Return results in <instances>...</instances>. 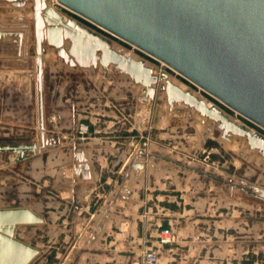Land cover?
Returning a JSON list of instances; mask_svg holds the SVG:
<instances>
[{"label":"rangeland","instance_id":"obj_1","mask_svg":"<svg viewBox=\"0 0 264 264\" xmlns=\"http://www.w3.org/2000/svg\"><path fill=\"white\" fill-rule=\"evenodd\" d=\"M6 5L11 6L0 5V21L17 22L16 13ZM56 7L108 35L120 51H130L136 58L145 59L156 72H168L176 83L211 104L222 106L236 122L264 133L259 125L223 105L163 62L59 4ZM25 9L33 11L32 4ZM0 43L12 47L14 44L9 37L1 38ZM0 49L2 55L4 50ZM44 57L45 131L48 136L56 132L63 135L60 140L64 144L61 148L46 146L36 156L0 169L8 176L3 177L5 190L0 188V196L5 193V199L0 197V206L25 205L42 211L43 223L21 227L19 232L39 227L36 237L46 250L42 254L43 264H80V256H84V264H149L144 259L148 250L159 253L158 264H264V201L223 181L233 177L234 182L241 184L240 178L245 177L264 185V156L258 150L250 149L239 136L223 137L212 123L199 120L201 116L196 112L178 113L170 110L167 103L157 110L155 100L135 97L141 86L114 68L73 67L60 56L55 59L49 51ZM18 64L19 67H0V143L40 141L33 26L27 61ZM15 70L31 71L33 75H9ZM88 95H128L132 104L122 111L114 100L104 106L96 97L85 98ZM79 100L81 104L75 110L86 117L73 121L72 104ZM55 110L61 115L55 116ZM92 116L96 118L93 129H105L104 120H108L116 122H111L116 131L105 133L100 129L101 132L93 133L88 127ZM121 119L122 122L118 121ZM74 128L81 138L104 136L121 146L108 153L100 180L87 184L88 194L78 197L74 192L69 196L60 193L56 186L58 177L73 182L78 178L74 176L75 151L67 144ZM120 157L118 164L112 163ZM133 161L139 166L129 171ZM95 166L100 169L98 163ZM131 173L132 187L128 185ZM73 182L69 186L74 191L82 185ZM61 195L66 200L60 207L62 214L57 215L52 205L61 201ZM78 205L88 208L80 209ZM165 238L171 241L162 242ZM77 248L79 251L69 258ZM99 254L106 255L107 260L101 262L97 259ZM116 254L121 258H114Z\"/></svg>","mask_w":264,"mask_h":264},{"label":"water","instance_id":"obj_2","mask_svg":"<svg viewBox=\"0 0 264 264\" xmlns=\"http://www.w3.org/2000/svg\"><path fill=\"white\" fill-rule=\"evenodd\" d=\"M56 2L163 62L223 105L264 129V0ZM3 3L11 5L7 9L16 13L18 21H0V39L11 38L14 42L13 55L23 62L27 61V57L23 56L24 46L25 53L29 54L33 26L40 142L0 143V169H3L2 163L14 165L36 156L47 144L52 145L57 140L53 136L46 139L44 124L43 69L47 51L55 59L60 56L73 67L114 68L128 76L135 85L141 86L140 93L135 97L144 101L155 100L157 110L167 103L170 110L178 113L196 112L201 116L199 120L212 123L213 127L222 131L223 137L239 136L250 149H256L264 156V133L236 122L222 106L209 105L206 99L192 90L183 89L170 80L168 72L158 73L145 59L134 58L116 49L108 35L80 18L67 15L48 0H0V5ZM29 3L32 4V18L24 13ZM11 74L32 76L33 72L15 70L10 71ZM74 156V176L81 180L90 179V164L84 151H75ZM138 166L133 161L129 171ZM186 167L218 178L206 171ZM229 179L223 181L264 201V185L245 177L240 178L241 184L234 182L233 177ZM78 207L84 208L83 205ZM43 222V216L29 206H0V264H31L41 250L20 237L19 229ZM185 225L183 221L182 226ZM78 251V248L74 249L69 258H73Z\"/></svg>","mask_w":264,"mask_h":264},{"label":"crops","instance_id":"obj_3","mask_svg":"<svg viewBox=\"0 0 264 264\" xmlns=\"http://www.w3.org/2000/svg\"><path fill=\"white\" fill-rule=\"evenodd\" d=\"M0 48H2V51L4 50V53L2 55L0 54V67H8V68H10V67H19L18 63H22L23 62V61H21V59H17L15 55H12V53L14 51V48L12 47V45H10L8 43H2V44L0 43ZM5 49H6V51H5ZM25 49H26V46H24L23 56L27 57V54L25 53ZM5 52H9V55H6ZM131 96H134V95H131ZM94 97L98 98L99 104L100 103H104V106H109V103L111 104V101L114 100V101H116L119 104L120 109L122 111L125 108H128L127 107L128 105L132 104L129 101L130 97L128 95H101V96L88 95V96H85V98H88L89 100L93 99ZM80 101L81 100H79L78 103L74 102L72 104L73 109H71V110L73 111V114H71V117L73 116V119H72L73 121L75 119L83 120L84 117H86V116H84V113H83V115H81V114H78L76 112V110H75L76 107H78L77 105L81 104ZM92 113H94V111H92ZM96 114H99V113H96ZM54 115L55 116H60L61 112L59 110H55ZM101 115L104 116L105 113H102ZM88 118H89V116H88ZM94 119H96V118L93 117V120L91 118L89 119V123H90L89 125L90 126H88L93 133L97 134V133L101 132L102 130L105 133H111L113 131L114 132L116 131V129H113L114 125L111 124V122H114V121L108 122V120H104V123H107L105 125V129H102L101 126H100V129H102V130H100L99 128H94L93 129V127L96 125V121ZM118 121L122 122V119L118 120ZM114 123H116V122H114ZM78 126L79 125H77V128H78ZM91 131L88 132V133L90 134ZM82 133H84V132L82 131ZM50 136H53L54 138L57 139L56 141H53V143H52L53 147L61 148L62 145L64 144V142H62L60 140V137L63 138L64 136L61 135V134H58L57 132H56V134H52ZM50 136L46 135V139H48ZM79 138L81 140H79ZM67 144L71 147V150L73 152L74 151H78V150H83L84 151V153H85V155H86V157L88 159V162L90 164L92 177L90 179H88V180H82V181H84L82 183H79V180H81L79 178H76L77 180L74 178V182H73V180H71V179H68L66 181L65 179H63L64 177H58V180L56 181V184H57L56 186L61 189L60 193L61 192L62 193L66 192V194H68V196L71 195L72 192H74L77 197L80 194H83V193L88 194V191H86L87 184L92 183V182L96 184V180H100V177L103 175V172H104V170L106 168V165H104V164L107 163V160H108L107 155H108V153H113L112 149H115L116 151H118L119 149H121V146L117 147L118 146L117 143H115L112 140L107 141L106 139H104V136L97 137V136H92L91 135V136H83L81 138V137H79V135H76L75 128L73 129L72 137L70 138V140H68ZM49 145H51V144H47L46 146H49ZM120 160H121V157L118 160H111V161H112L113 164H118ZM95 163H98L100 165V167H99L100 169L99 170L96 169ZM75 164H76V162H75ZM2 167H3V170L8 168L5 165V163H2ZM3 177H6V179H8V176H6L4 172L0 171V188H1V190L4 191L5 190V186H6L4 183H6V182H4V178ZM129 181H130V183L128 185H130L132 187L134 185V175H133V173H131ZM72 182H73V184L76 183V184H82V185H81L80 188L76 187V190L74 191V188H73V190L70 188V186H72ZM65 185H67L66 188H65ZM63 196L61 195V201L57 202L58 204L56 206L52 205L53 208H55L57 215L62 214V211L60 210L61 209L60 207L63 204V201L66 200V199H64ZM0 197L2 199H5V193H4V195H2ZM67 203H70V202L67 201ZM2 206H7V204L6 205L3 204ZM67 206H68V204H67ZM29 207H31L32 209H34L38 213H42V211L37 209V208H34L32 206H29ZM86 208H88V207H86ZM86 208H84V210H86ZM38 229H39V227L38 228L37 227H32L30 229L26 228V229H22L21 232L18 233V235L20 237L24 238L26 241L35 244L38 248H40V250L42 249L40 255L35 259L33 264H43L44 256L42 254L46 252V250L43 249V246L41 245V242L38 241V238L36 237V231ZM121 256L122 255H120V254H118V255L116 254V256L114 258L118 259L119 257L121 258ZM106 257L107 256L104 255V254H99V257L97 259H100L101 262H102L103 259L105 261L107 260ZM38 261H40V263H38ZM80 264H84V256H80Z\"/></svg>","mask_w":264,"mask_h":264},{"label":"built area","instance_id":"obj_4","mask_svg":"<svg viewBox=\"0 0 264 264\" xmlns=\"http://www.w3.org/2000/svg\"><path fill=\"white\" fill-rule=\"evenodd\" d=\"M170 238H165L162 239V242L167 243L170 242ZM144 259L147 261L149 264H158L160 262V255L157 251L155 250H148L144 253Z\"/></svg>","mask_w":264,"mask_h":264},{"label":"bare ground","instance_id":"obj_5","mask_svg":"<svg viewBox=\"0 0 264 264\" xmlns=\"http://www.w3.org/2000/svg\"><path fill=\"white\" fill-rule=\"evenodd\" d=\"M48 2L50 3V4H52V5H54V6H56V4H57V2H56V0H54V2L53 3H55V4H53V3H51V0H48ZM7 7H9L8 5H6V8ZM24 13H25V15L28 17V18H31L30 17V15L32 14V11H29V10H24ZM31 13V14H30ZM113 46L116 48V49H118V50H120L119 48H118V45H116L115 43H113ZM122 51V50H121ZM130 52V51H129ZM128 51L126 52H124L126 55H131V56H133L134 58H136V56L135 55H133L132 54V52L131 53H129ZM138 58V57H137ZM146 63L147 64H149L147 61H146ZM150 65V64H149ZM24 76V75H23ZM170 80L171 81H173L174 83H176V81L173 79V78H171L170 77ZM176 84H178L179 86H181L183 89H187L184 85H181L180 83H176ZM207 102H208V104L209 105H211V103H210V101H208V100H206ZM164 104H166V103H164ZM198 124V123H197ZM56 164V163H55Z\"/></svg>","mask_w":264,"mask_h":264},{"label":"flooded vegetation","instance_id":"obj_6","mask_svg":"<svg viewBox=\"0 0 264 264\" xmlns=\"http://www.w3.org/2000/svg\"><path fill=\"white\" fill-rule=\"evenodd\" d=\"M23 76V75H22Z\"/></svg>","mask_w":264,"mask_h":264}]
</instances>
